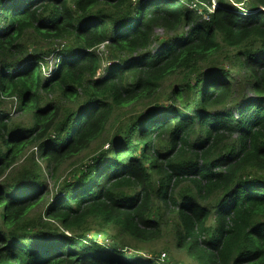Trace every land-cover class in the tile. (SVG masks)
<instances>
[{"label":"trees","instance_id":"obj_1","mask_svg":"<svg viewBox=\"0 0 264 264\" xmlns=\"http://www.w3.org/2000/svg\"><path fill=\"white\" fill-rule=\"evenodd\" d=\"M215 1L0 0V264H264V0Z\"/></svg>","mask_w":264,"mask_h":264},{"label":"rangeland","instance_id":"obj_2","mask_svg":"<svg viewBox=\"0 0 264 264\" xmlns=\"http://www.w3.org/2000/svg\"><path fill=\"white\" fill-rule=\"evenodd\" d=\"M248 4L250 5V1L248 0ZM206 15V14H205ZM155 35H157L158 37H163L164 36V32L162 31V30H159V29H157L156 31H155ZM64 45V42H57V43H55V53L52 55V56H50V57H47V62H48V65H49V69H51L52 68V66H53V63H54V61H55V56H56V53H57V51L58 50H61V47ZM155 47V48H154ZM158 44H154L153 45V48L154 49H158ZM99 53H100V55H101V57H102V66H104L105 67V65H106V62L107 61H109L108 59H106V57L108 56L107 55V49L104 47V46H101L100 48H99ZM103 67V68H104ZM102 76H104L105 75V69H103V71L100 73ZM249 93V92H248ZM14 107H15V104L13 103V105H12V109H11V111L14 109ZM13 118H17V120H20V121H23V122H28V118L24 115V114H21L20 112H18V111H16L15 112V115H14V117ZM24 161V159H22L21 161H20V163H22ZM39 161V160H38ZM40 162V161H39ZM71 162H68V163H66V164H64V166L62 165V167L57 171V173H56V177H58L59 178V181L60 182H62L63 180H67V179H69V177L73 174V172L75 171V168H77V166L76 165H69ZM43 166V165H42ZM43 168H44V166H43ZM79 168V167H78ZM46 172V171H45ZM48 176V174H47V172H46V175H45V180H46V183H47V185H48V194H47V196H48V198H47V200L48 199H50L51 198V193L52 192H54V190H52V187H53V182L50 180V178H49V176ZM43 210V206L42 205H40V206H38V208H37V210H36V215H38L39 214V212H41ZM109 233L110 234H114V231H109ZM93 236H95L93 233H91L90 234V237H93ZM98 238V237H97ZM112 240L110 239V242H111ZM110 242H108L107 240H105V243H107V244H109ZM171 242V241H170ZM149 246H152V245H149ZM154 246V245H153ZM161 247L160 246H154V247H150V248H145V249H143V250H141V252H143V253H150V250L149 249H153V250H159Z\"/></svg>","mask_w":264,"mask_h":264},{"label":"built area","instance_id":"obj_3","mask_svg":"<svg viewBox=\"0 0 264 264\" xmlns=\"http://www.w3.org/2000/svg\"><path fill=\"white\" fill-rule=\"evenodd\" d=\"M230 1H231L230 3L233 6L239 8V10L242 12V14H244V15H247L248 14V12L243 9V5L245 4L246 0H242L238 4H236L235 2H233V0H230ZM217 6H218V4L215 2V0H211L210 6H206V10L208 11V13H212L217 8ZM188 8L190 10L196 11L197 14L201 16L202 21H205V22H208L209 21V19H210L209 18V15L208 14L205 15V13H203L202 10L197 7L196 2L189 3ZM259 11L264 12V8H260ZM51 69H49V70H51ZM14 101H15V99H14ZM12 113H14V110L12 111Z\"/></svg>","mask_w":264,"mask_h":264},{"label":"clouds","instance_id":"obj_4","mask_svg":"<svg viewBox=\"0 0 264 264\" xmlns=\"http://www.w3.org/2000/svg\"><path fill=\"white\" fill-rule=\"evenodd\" d=\"M229 3L231 2L230 0H227ZM242 0H238V1H236V0H233V2H235L236 4H238V3H240ZM250 1V0H249ZM216 2V1H215ZM249 2H248V0H246V2H245V4L243 5V9L245 10L248 6H250L249 4H248ZM211 4V3H210ZM231 4V3H230ZM232 5V4H231ZM233 6V5H232ZM234 8H236V9H238L239 10V8L238 7H235V6H233ZM215 11V10H214ZM213 11V12H214ZM240 11V10H239ZM205 14H210V13H208V11H207V13H205ZM209 18H210V16H209ZM201 20H202V18H201ZM210 20V19H209ZM102 46H104V45H102ZM47 60V59H46ZM54 63H55V61H54ZM54 63H53V66H54ZM52 66V67H53ZM49 68V67H48ZM161 258H163V255L161 256Z\"/></svg>","mask_w":264,"mask_h":264}]
</instances>
